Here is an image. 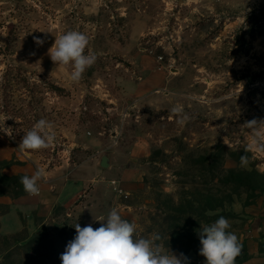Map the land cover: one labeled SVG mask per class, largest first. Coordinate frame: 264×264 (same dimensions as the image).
<instances>
[{"label":"rangeland","instance_id":"1","mask_svg":"<svg viewBox=\"0 0 264 264\" xmlns=\"http://www.w3.org/2000/svg\"><path fill=\"white\" fill-rule=\"evenodd\" d=\"M69 30L84 33L86 53L97 54L78 82L71 65L48 55ZM9 117L12 136L0 132V216L33 202L16 188L21 174L43 169L38 185L49 200L66 177L93 188L125 169L136 176L124 191L83 190L70 216L55 208L42 219L33 210L36 229L0 231V264H62L75 225L99 228L113 208L190 264H205L201 224L224 216L243 246L235 264H264V244L251 253L255 221L245 212L264 192L253 149L264 123L242 127L264 121V0H0V125ZM41 119L52 124L54 143L23 150L24 133ZM218 179L221 193L202 196V184L216 188ZM221 201L224 211L202 213ZM26 208L9 216L25 220Z\"/></svg>","mask_w":264,"mask_h":264},{"label":"clouds","instance_id":"2","mask_svg":"<svg viewBox=\"0 0 264 264\" xmlns=\"http://www.w3.org/2000/svg\"><path fill=\"white\" fill-rule=\"evenodd\" d=\"M34 42L40 46L44 40L34 37ZM88 44L89 39L84 33L69 30L58 38L55 37L48 55L57 66L71 65L70 78L78 82L97 60L96 53H86ZM172 112L178 113L180 109L174 107ZM9 119L12 118L2 121L0 132L11 137L14 129L5 127V121ZM183 119L187 120L188 117L184 116ZM258 123L264 121H246L242 127H254ZM55 138L52 124L41 119L24 133L19 146L25 151H37L49 148ZM256 147L257 151L264 152V146ZM246 160L247 157H241L242 164ZM45 176L46 172L38 169L32 176L21 177L20 183L28 195L38 196V182ZM98 221H101V226L95 229L91 224L84 227L79 223L75 225L76 235L60 255L62 264H190L189 258L183 253L177 255L169 248L165 251L159 243L162 239L159 234L153 233L149 238L140 236L137 233V225L123 219L116 208L110 210L106 220ZM230 227L229 220L224 216H220L211 224H201V228L197 230L201 244L199 254L205 257V264H235L243 246L237 235L228 231Z\"/></svg>","mask_w":264,"mask_h":264},{"label":"crops","instance_id":"3","mask_svg":"<svg viewBox=\"0 0 264 264\" xmlns=\"http://www.w3.org/2000/svg\"><path fill=\"white\" fill-rule=\"evenodd\" d=\"M262 136H264V133H262ZM256 146H264V137H262V142L260 144L256 143L253 149L256 151L257 157H260V168L262 171H264V152L257 151ZM136 172L131 169H125L122 170L118 176L114 180H106L105 178H101L95 182V185L93 188L91 187V180L86 179L84 182H82L81 179H77V181H73L70 178H63V182L61 183V187L59 190V193L52 198L51 200L47 199L46 192L43 196V191L40 188V192L38 196H30L26 195V199L30 198L33 199V202L27 203V204H19L15 203L11 206L8 213L0 216V231L2 234H12L15 232H18L22 230L23 228H33L36 229V226L31 222L32 220V212L33 210H36L38 214L41 216V218H45L48 215H51L54 212L55 208H60L62 211H64V214L70 216L74 214V211L77 209L78 205L75 206L76 200L80 197L81 193L86 194L84 197H91L94 193V191L98 190H105V192H108L107 190H110L111 188L118 189L121 188L122 191L126 190L130 185L132 178L136 176ZM131 178V179H130ZM104 182L105 187L99 185L100 183ZM52 185V184H51ZM54 190H56V187L53 186ZM114 187V188H113ZM88 189V190H87ZM40 197L39 200L36 198ZM48 201V202H45ZM256 205H253L255 203H252L250 208L245 209V212L248 215H251L252 221H255V224L250 226L249 234L251 235L250 240V247H251V253H256L258 250L259 242H257L256 236L258 235V232L260 230L261 220H264V192L260 193L259 198L256 202ZM15 206L22 207V206H28L29 208H26L27 214H24L25 220H22L21 217H18L16 214L14 216H9L11 209L15 208ZM18 210V209H16ZM20 214V213H19ZM22 214V213H21ZM247 215V217H248ZM256 222H260L256 225ZM254 244V245H253Z\"/></svg>","mask_w":264,"mask_h":264},{"label":"trees","instance_id":"4","mask_svg":"<svg viewBox=\"0 0 264 264\" xmlns=\"http://www.w3.org/2000/svg\"><path fill=\"white\" fill-rule=\"evenodd\" d=\"M212 170H213V168H212ZM210 173H212V171H210ZM213 175V174H212ZM23 176H25V174H21V175H19V177H16V179L15 180H18V181H20V179H21V177H23ZM28 176V175H27ZM215 177V175H213V178ZM218 181V183L216 184V188L215 187H213V186H211V187H208L207 185V183L206 182H204L202 185H205V187L206 188H203L202 190H201V194H202V196H204V194H206L207 195V197H211L212 198V196H217V195H219L220 193H221V191H220V187L222 186V182H220V180L218 179L217 180ZM16 188L18 189V190H20V194L21 195H24V196H26V195H28L25 191H24V189H23V185L22 184H18L17 186H16ZM214 192V193H213ZM206 197V196H205ZM205 197H203V198H205ZM194 202H197V203H199V201H197V200H195ZM224 206H225V201H221V203L220 204H215V205H209V204H203V209H202V213L203 212H205V211H215V210H217V209H221L222 211H224ZM201 213V214H202ZM201 216V215H200ZM260 244L262 245V244H264V238H262L261 239V241H260V243H259V246H260ZM261 252V251H260ZM250 258V257H249ZM248 260V259H247ZM246 261V260H245Z\"/></svg>","mask_w":264,"mask_h":264},{"label":"water","instance_id":"5","mask_svg":"<svg viewBox=\"0 0 264 264\" xmlns=\"http://www.w3.org/2000/svg\"><path fill=\"white\" fill-rule=\"evenodd\" d=\"M102 166H106V163L105 162H102Z\"/></svg>","mask_w":264,"mask_h":264},{"label":"built area","instance_id":"6","mask_svg":"<svg viewBox=\"0 0 264 264\" xmlns=\"http://www.w3.org/2000/svg\"><path fill=\"white\" fill-rule=\"evenodd\" d=\"M115 190H117V189L115 188Z\"/></svg>","mask_w":264,"mask_h":264}]
</instances>
